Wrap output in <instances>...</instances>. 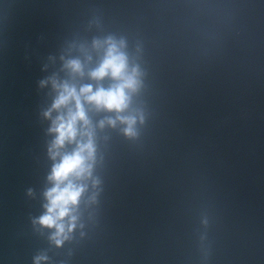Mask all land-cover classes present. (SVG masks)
<instances>
[{"label": "water", "instance_id": "95a60500", "mask_svg": "<svg viewBox=\"0 0 264 264\" xmlns=\"http://www.w3.org/2000/svg\"><path fill=\"white\" fill-rule=\"evenodd\" d=\"M107 35L144 73V123L135 139L98 132L96 203L85 196L83 229L57 248L33 223L53 164L40 82L67 79L64 60ZM41 255L264 264V0H0V264Z\"/></svg>", "mask_w": 264, "mask_h": 264}, {"label": "clouds", "instance_id": "9594fccd", "mask_svg": "<svg viewBox=\"0 0 264 264\" xmlns=\"http://www.w3.org/2000/svg\"><path fill=\"white\" fill-rule=\"evenodd\" d=\"M81 52L83 60H64L67 79L54 74L40 82L41 88L50 85L54 94L43 112L50 121L48 134L54 137L48 148L53 164L47 177L51 186L43 193L44 213L33 223L51 233L49 241L57 248L70 241L78 228L83 229L80 205L85 196L87 205L96 203L98 132L119 128L126 138L135 139L138 125L144 123V111L136 105L144 73L130 55L126 39L94 38L90 48L81 46ZM77 78L90 83L77 84ZM105 81L110 83L105 86ZM90 113L105 115L93 121ZM28 194L32 195L31 190ZM46 260L44 255L37 256L35 264Z\"/></svg>", "mask_w": 264, "mask_h": 264}]
</instances>
